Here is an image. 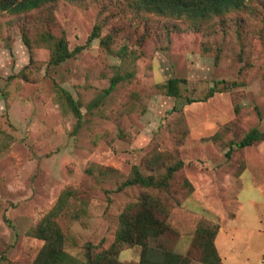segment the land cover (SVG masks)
<instances>
[{
  "label": "rangeland",
  "instance_id": "rangeland-1",
  "mask_svg": "<svg viewBox=\"0 0 264 264\" xmlns=\"http://www.w3.org/2000/svg\"><path fill=\"white\" fill-rule=\"evenodd\" d=\"M138 3L0 11V264H33L45 243L34 230L48 215L65 250L86 261L114 244L121 213L144 197L171 227L153 242L176 251L182 234L192 236L188 264L206 262L202 224L219 232L240 209L251 223L255 198L264 225V136L236 145L253 128L264 135V0L195 17ZM60 37L80 49L55 64ZM171 77L181 79L178 97L165 87ZM179 161L167 187L121 188L134 166L163 179ZM141 249L124 244L118 259L139 264ZM219 256L214 264H224Z\"/></svg>",
  "mask_w": 264,
  "mask_h": 264
},
{
  "label": "trees",
  "instance_id": "trees-1",
  "mask_svg": "<svg viewBox=\"0 0 264 264\" xmlns=\"http://www.w3.org/2000/svg\"><path fill=\"white\" fill-rule=\"evenodd\" d=\"M55 0H0V11L9 10L12 12H23L37 8L43 4ZM246 0H139V6L147 9L166 13L181 11L187 12L193 17L209 13H219L229 8H239ZM92 38V37H91ZM80 47L70 50L65 37L54 40L51 52V62L59 64L75 54ZM120 77H114L108 92L112 91ZM180 78L171 77L165 83L168 94L180 96ZM75 115L80 120L82 117L81 108L74 96L63 87H60ZM215 86H211L209 96L214 95ZM194 101L193 99H189ZM263 132L258 128L250 130L240 141L238 147H246L262 138ZM183 165V161L171 165L168 173L163 179H157L153 175H144L137 166H134V175L125 180L121 188L129 185H140L144 187H167L168 178L172 173ZM152 203L157 206V201L151 198ZM154 206L147 197L142 202L126 206L121 213L120 227L116 240L112 246L100 252H88L86 261H79L64 248V234L61 228L54 223L51 215L45 217L41 225L34 230V233L45 240L43 247L35 258L33 264H125L118 259L124 244L140 245L141 257L139 264H188L189 256L174 251L167 246L153 242L164 234L171 227L156 214ZM159 207V206H158ZM219 225L202 224L198 231L201 233L199 245L204 250L205 264L220 262L219 253L215 247L214 239L218 232ZM197 240V239H196ZM196 240H194L196 242ZM96 253V254H95Z\"/></svg>",
  "mask_w": 264,
  "mask_h": 264
},
{
  "label": "crops",
  "instance_id": "crops-1",
  "mask_svg": "<svg viewBox=\"0 0 264 264\" xmlns=\"http://www.w3.org/2000/svg\"><path fill=\"white\" fill-rule=\"evenodd\" d=\"M196 204L199 209L205 210L206 203L203 199L196 201ZM251 204V208L254 207L256 210L251 214L253 218L251 223H241L242 212L240 209L235 218L230 221L223 220L220 226L216 245L224 264H264V260L260 259L262 255L264 256V249L259 251L255 248L260 241L264 244V236L260 234L264 225L260 226L258 201L253 198ZM191 241V235L182 234L175 245V250L186 254L191 246Z\"/></svg>",
  "mask_w": 264,
  "mask_h": 264
},
{
  "label": "bare ground",
  "instance_id": "bare-ground-1",
  "mask_svg": "<svg viewBox=\"0 0 264 264\" xmlns=\"http://www.w3.org/2000/svg\"><path fill=\"white\" fill-rule=\"evenodd\" d=\"M247 186H248V185H247ZM246 188L248 189V187H246ZM247 189H246V190H247Z\"/></svg>",
  "mask_w": 264,
  "mask_h": 264
}]
</instances>
